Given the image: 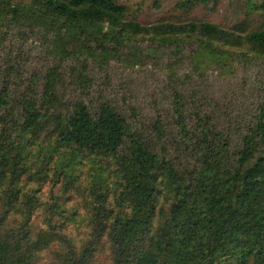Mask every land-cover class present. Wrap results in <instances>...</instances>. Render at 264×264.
Instances as JSON below:
<instances>
[{
  "label": "trees",
  "instance_id": "16d2710c",
  "mask_svg": "<svg viewBox=\"0 0 264 264\" xmlns=\"http://www.w3.org/2000/svg\"><path fill=\"white\" fill-rule=\"evenodd\" d=\"M259 6L264 11V1ZM126 10L116 0H0V22L16 21L18 34L36 27L51 34L54 56L31 69L21 51L0 62V264H35L56 240L66 245L51 250L56 264H264V99L250 113L225 115L215 113L222 104L201 100L216 54L245 45L264 56V25H146L124 19ZM138 35L147 36L145 47L132 43ZM160 50L168 52L170 93L145 111L85 76L68 86L60 70L77 54L105 66ZM98 155L115 167L99 165L86 187L87 241L75 247L49 223L33 229L40 186L79 188V164ZM30 182L38 186L27 189ZM111 191L115 205L106 203ZM13 209L22 219H9Z\"/></svg>",
  "mask_w": 264,
  "mask_h": 264
},
{
  "label": "rangeland",
  "instance_id": "374dc122",
  "mask_svg": "<svg viewBox=\"0 0 264 264\" xmlns=\"http://www.w3.org/2000/svg\"><path fill=\"white\" fill-rule=\"evenodd\" d=\"M116 1L127 7L124 19H134L146 25L159 22L185 23L206 20L223 28L244 27L247 31L264 25V11L259 6L264 0ZM10 2H30V0H10ZM18 25L9 17L6 21L0 22V62H3V57L7 58L11 55V51L13 53L21 51L25 56V66H29L30 69L37 66L43 67L50 63L48 61L54 57L49 50L51 46L48 45L51 34L37 27L29 28L26 32L18 34L15 29ZM132 43L145 47L149 41L147 36L138 35ZM190 49L189 46L185 53H188ZM242 51H246L247 54H243ZM167 53H163V50L156 51L150 55L151 57L137 60L135 64L125 62L121 58H113L105 66L99 65L96 60L83 53L75 55L78 59L68 57L62 62L60 70L68 86L79 85L85 76L93 86L104 87L113 97L124 95L136 103H141L145 106V111L151 105L150 102L165 101L170 93L167 89L169 88L168 72L164 68ZM227 53L225 55L216 54L219 64L215 61L207 64L208 68L204 72L205 80L201 83L203 90L201 100L203 103L209 102L213 105L218 103V106L222 104L220 112L215 105L216 114L250 113L249 108L255 106L258 100L264 99V56H259L247 49L245 45L236 47L234 50L229 48ZM73 67L83 76L74 73ZM188 68L189 64L185 62L184 70ZM184 70L182 68L177 70L180 76L179 81L182 79L185 81L187 78ZM196 74L197 72H194L192 75ZM187 86V84L184 85V87ZM100 160H102L101 164H99ZM107 162L112 168L115 167L114 161L103 155L89 160L83 158L79 164V188H73L64 194L63 186L59 181L52 184L43 183L37 192L41 204L35 207L30 215L31 227L33 229L47 228L49 223V226L71 239L75 247L80 248L87 241L91 230L88 219L89 208L86 203V201L89 202V195L86 187L96 172L95 169ZM37 186L36 182H30L26 188ZM112 193L111 191L106 201L108 205L116 204ZM53 201L57 206L50 207ZM17 203L18 206H25L20 201ZM119 210L120 208H117L115 214ZM9 219L19 221L22 219V214L13 209ZM59 247H66V245L60 240L52 242L47 249L39 253L35 264H56L51 250ZM98 256L104 259L105 252H99Z\"/></svg>",
  "mask_w": 264,
  "mask_h": 264
}]
</instances>
